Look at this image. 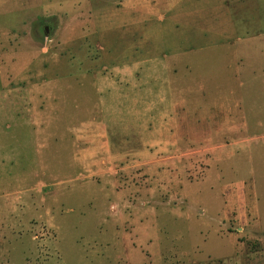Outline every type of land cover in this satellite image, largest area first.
I'll list each match as a JSON object with an SVG mask.
<instances>
[{
	"label": "rangeland",
	"instance_id": "374dc122",
	"mask_svg": "<svg viewBox=\"0 0 264 264\" xmlns=\"http://www.w3.org/2000/svg\"><path fill=\"white\" fill-rule=\"evenodd\" d=\"M262 34L264 0H0V264H264Z\"/></svg>",
	"mask_w": 264,
	"mask_h": 264
},
{
	"label": "crops",
	"instance_id": "0c3cea01",
	"mask_svg": "<svg viewBox=\"0 0 264 264\" xmlns=\"http://www.w3.org/2000/svg\"><path fill=\"white\" fill-rule=\"evenodd\" d=\"M250 39H251L249 42L250 44L248 46H244L243 48H246V50H247V47L255 48L254 50H256V53L264 62V34L259 35L258 37L256 36L250 37ZM256 42L259 43L258 46L254 45V43ZM239 106H240L239 102L237 101V104H236V100H234L233 109H238ZM229 109H230V105H229Z\"/></svg>",
	"mask_w": 264,
	"mask_h": 264
}]
</instances>
